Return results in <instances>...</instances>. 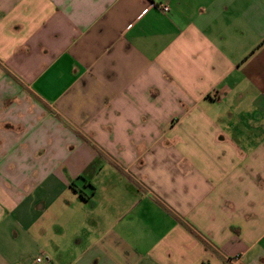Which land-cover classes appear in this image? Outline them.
Masks as SVG:
<instances>
[{
  "label": "crops",
  "instance_id": "0c3cea01",
  "mask_svg": "<svg viewBox=\"0 0 264 264\" xmlns=\"http://www.w3.org/2000/svg\"><path fill=\"white\" fill-rule=\"evenodd\" d=\"M45 256L264 264V0H0V264Z\"/></svg>",
  "mask_w": 264,
  "mask_h": 264
},
{
  "label": "built area",
  "instance_id": "2783aa9c",
  "mask_svg": "<svg viewBox=\"0 0 264 264\" xmlns=\"http://www.w3.org/2000/svg\"><path fill=\"white\" fill-rule=\"evenodd\" d=\"M159 8L164 12L170 11V6L166 3H161L159 5ZM228 261L230 264H239L240 263V257L239 256L229 257ZM36 262L38 264H52L50 257H45V258L44 257H38V258H36Z\"/></svg>",
  "mask_w": 264,
  "mask_h": 264
},
{
  "label": "rangeland",
  "instance_id": "374dc122",
  "mask_svg": "<svg viewBox=\"0 0 264 264\" xmlns=\"http://www.w3.org/2000/svg\"><path fill=\"white\" fill-rule=\"evenodd\" d=\"M68 230H69V229H67L66 231H68ZM53 232H57V227H54V228H53ZM45 257H48V256H45ZM45 257H44V258H45Z\"/></svg>",
  "mask_w": 264,
  "mask_h": 264
}]
</instances>
